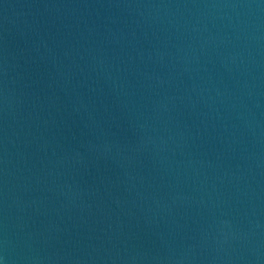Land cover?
Segmentation results:
<instances>
[{
  "label": "water",
  "instance_id": "95a60500",
  "mask_svg": "<svg viewBox=\"0 0 264 264\" xmlns=\"http://www.w3.org/2000/svg\"><path fill=\"white\" fill-rule=\"evenodd\" d=\"M6 264H264V0H0Z\"/></svg>",
  "mask_w": 264,
  "mask_h": 264
},
{
  "label": "clouds",
  "instance_id": "9594fccd",
  "mask_svg": "<svg viewBox=\"0 0 264 264\" xmlns=\"http://www.w3.org/2000/svg\"><path fill=\"white\" fill-rule=\"evenodd\" d=\"M0 264H6V260L2 255H0Z\"/></svg>",
  "mask_w": 264,
  "mask_h": 264
}]
</instances>
